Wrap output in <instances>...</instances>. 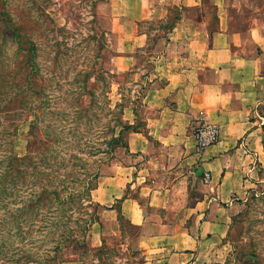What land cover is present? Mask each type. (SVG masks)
<instances>
[{"label":"rangeland","instance_id":"1","mask_svg":"<svg viewBox=\"0 0 264 264\" xmlns=\"http://www.w3.org/2000/svg\"><path fill=\"white\" fill-rule=\"evenodd\" d=\"M105 2L0 0V264H26L25 255L33 258L28 264H48L45 254L55 256L59 242L62 264L142 261L135 229L97 238L99 178L121 151L109 152L107 125L120 117L116 104L138 101L149 74L115 66L122 47L116 19L100 14ZM239 6L247 20L264 1ZM205 13L193 17L211 30L213 9ZM160 26L137 25L150 42L141 56L162 46ZM258 112L262 151L217 264H264V107ZM52 191L59 193L54 202Z\"/></svg>","mask_w":264,"mask_h":264},{"label":"crops","instance_id":"2","mask_svg":"<svg viewBox=\"0 0 264 264\" xmlns=\"http://www.w3.org/2000/svg\"><path fill=\"white\" fill-rule=\"evenodd\" d=\"M241 1L103 4L100 14L116 19L122 47L115 66L149 71L138 101L123 105L121 119L131 130L122 134L124 146L97 186V238L122 234L125 225L135 229L137 264H217L237 202L251 188L254 157L262 151L264 9L241 20ZM209 8L211 30L193 17ZM174 14L171 32L157 29L160 49L141 56L150 42L137 25H164ZM199 122L221 129L219 142L201 155L192 135Z\"/></svg>","mask_w":264,"mask_h":264},{"label":"trees","instance_id":"3","mask_svg":"<svg viewBox=\"0 0 264 264\" xmlns=\"http://www.w3.org/2000/svg\"><path fill=\"white\" fill-rule=\"evenodd\" d=\"M2 23H4L5 26H8L9 25V19H1ZM178 21V16L175 15L174 17H168V19L166 20V23L164 25H161L160 27H158V29H160L161 31H164V32H171L176 24V22ZM116 109L117 108H120V112H119V116L118 118H116L114 120V127L111 128L110 125H107L108 127V131L111 133V136H110V139L107 141V148L109 150V152H113V150L115 149H118V148H121L123 147V142H122V134L124 132H127V131H130L131 130V127L127 126V125H124L123 122H122V119H121V115H122V106L121 105H118L116 104ZM118 128L120 129V131L117 132V134L115 133V129ZM107 159V158H106ZM21 161V160H20ZM17 165H20V164H17ZM59 193L58 192H55V191H52V201L54 202L55 200H57L56 198L58 197ZM99 207V205H98ZM97 222L96 220H91L89 222V225H92L93 223ZM55 224V221H53L51 223V227H53ZM46 227H48V225H46ZM88 231V229H84V233ZM65 242V241H63ZM71 242H76L75 239H73ZM60 243H57V245L55 246V256L51 257L49 256V253L46 252L45 254V257H47L46 259L44 258V262L48 264H62L63 263V260H62V255L60 253ZM82 248H86L85 246V243H83L82 245ZM102 248L98 251V255H105L107 254L106 252H102V250H104V242H102ZM57 253V255H56ZM102 259V258H101ZM99 260H100V256H99ZM30 262H34L33 261V258L31 255H25V263L28 264ZM38 262V261H36ZM43 262V261H42ZM43 262V263H44ZM37 264H41V263H37Z\"/></svg>","mask_w":264,"mask_h":264},{"label":"built area","instance_id":"4","mask_svg":"<svg viewBox=\"0 0 264 264\" xmlns=\"http://www.w3.org/2000/svg\"><path fill=\"white\" fill-rule=\"evenodd\" d=\"M197 155H201L206 149L216 145L221 136V129L215 124L199 122L192 131ZM205 183L210 180V175L205 174Z\"/></svg>","mask_w":264,"mask_h":264}]
</instances>
